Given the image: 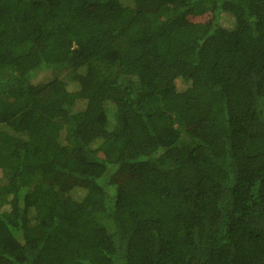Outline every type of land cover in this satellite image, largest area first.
<instances>
[{
	"label": "trees",
	"instance_id": "1",
	"mask_svg": "<svg viewBox=\"0 0 264 264\" xmlns=\"http://www.w3.org/2000/svg\"><path fill=\"white\" fill-rule=\"evenodd\" d=\"M132 3L0 0V259L264 264V0Z\"/></svg>",
	"mask_w": 264,
	"mask_h": 264
},
{
	"label": "rangeland",
	"instance_id": "2",
	"mask_svg": "<svg viewBox=\"0 0 264 264\" xmlns=\"http://www.w3.org/2000/svg\"><path fill=\"white\" fill-rule=\"evenodd\" d=\"M123 3H126L127 5H131L133 4L132 3V0H121ZM153 6V3L152 4H149L148 7L149 9H151V7ZM212 20H213V17L211 15L210 12H205L203 14H200V15H196V16H188L186 19H185V23L186 24H194V23H202V24H205V25H210L212 23ZM219 24L220 26L224 27V28H230L232 25H233V22H232V18L229 17L228 15L226 14H223L220 19H219ZM52 74H45V75H39L37 77V79L33 82V87L34 89H38L39 93H40V96H42V98H47V97H56L58 95H61L63 94L62 93V87L60 86V84H50L49 82L52 80ZM63 75L60 76V78H62ZM248 79H244V81L242 82H239L240 84H243L242 85V88H245L246 86H248ZM157 82H155L154 85L157 86ZM244 86V87H243ZM176 87L177 89H183L185 87V85L183 83H181L180 81H176ZM101 121V119H100ZM99 122H97L98 125H100ZM207 123L206 120H203L202 122L200 123H196L194 126L190 127L191 131H195V132H201L203 131V127L207 126ZM200 153L199 150L195 151V154L198 155ZM57 162L58 163H63L64 160L62 158V154L58 157L57 159ZM87 169H90L89 171H93V172H100L101 169L98 168L97 165L93 164L91 165L90 167L86 166ZM127 168H124V169H120L119 170V173L117 174V179H116V184L119 188L123 187V188H128L130 187V185L132 184L131 180L132 177L129 175ZM47 180L48 181H55L57 183H59L60 185H63L64 188H67V189H73L75 187H78V188H81L83 187L84 184H82V186L78 185L76 186L79 182L76 181V180H73V179H70L68 178L67 176H64L60 173L58 174H54L53 176H50V175H47ZM128 179V180H127ZM62 187V186H61ZM0 234H1V229H0ZM0 264H9L8 261L6 260H3V259H0Z\"/></svg>",
	"mask_w": 264,
	"mask_h": 264
}]
</instances>
